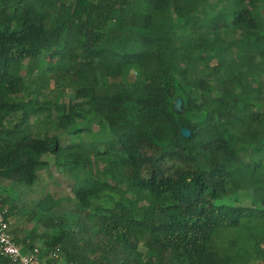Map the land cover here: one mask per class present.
Returning a JSON list of instances; mask_svg holds the SVG:
<instances>
[{
    "label": "trees",
    "instance_id": "1",
    "mask_svg": "<svg viewBox=\"0 0 264 264\" xmlns=\"http://www.w3.org/2000/svg\"><path fill=\"white\" fill-rule=\"evenodd\" d=\"M92 159L124 178L76 176ZM5 208L46 229L13 234L42 264L262 262L264 0H0Z\"/></svg>",
    "mask_w": 264,
    "mask_h": 264
},
{
    "label": "rangeland",
    "instance_id": "2",
    "mask_svg": "<svg viewBox=\"0 0 264 264\" xmlns=\"http://www.w3.org/2000/svg\"><path fill=\"white\" fill-rule=\"evenodd\" d=\"M116 28H117L116 32L113 34L116 42L113 44V46L118 47L120 45V47H118V48H121L123 46V41H124L125 35L127 33L125 31H119L120 28L117 26H116ZM49 62L50 63H49L48 67H50V68H52L56 64V60H51ZM29 73H30L29 69L21 72L22 75L27 76L26 85H25L27 92L24 94H20L22 96V98H24V100H27L31 97H35V98L40 97L39 94H37L38 88L40 85L39 81L34 79L35 76L34 77H28L27 74H29ZM64 91H66V94H65V97L63 98V100L68 101L70 98L71 89H67ZM17 114L18 113H16L15 115H12L11 113L5 112L3 114V117L5 120H9V119L16 120ZM45 158L48 159L50 161V163L53 165L55 160H54V157L52 155H47V156H45ZM109 167L116 168L118 175L121 178H124V174L122 172V169H120L117 166H113V164L110 161H108L106 164H101L100 161L95 160V159L89 160L85 164L79 163L77 165L78 170H77L76 176H79L83 179L84 178H96L99 180H105L104 172H105V169L109 168ZM53 175L58 176V172L54 166H52V169H50V170H43L40 172V177L46 184L53 183V182H55L54 180H57L56 177ZM58 181L59 182H57V185L54 186V189L55 188L57 189L59 196H62V197L72 196V191H71L72 180H70V179H66V180L59 179ZM52 187L53 186H51V187L48 186L47 188L51 189ZM126 190L129 191L131 189L126 187ZM129 194L131 195V193H129ZM9 205L10 204H8L7 206H9ZM72 208H73V203L70 202L69 200H65L60 209L67 211V210H70ZM29 216L30 215L28 213H25L24 210L23 211L17 210V212L15 214L11 215V228H12V233L14 235L17 234V235H20L23 237V236H26V234H28L32 230H36L39 233H43L44 231L46 232V229L43 226L38 225L36 223V219H31ZM34 245L40 247L41 242L36 240L34 242ZM46 261L47 260H45V262ZM246 261H248V260L246 259ZM259 264H264V260L262 262H259Z\"/></svg>",
    "mask_w": 264,
    "mask_h": 264
},
{
    "label": "built area",
    "instance_id": "3",
    "mask_svg": "<svg viewBox=\"0 0 264 264\" xmlns=\"http://www.w3.org/2000/svg\"><path fill=\"white\" fill-rule=\"evenodd\" d=\"M6 211L0 210V256L8 257L13 264H42L40 247L25 249L16 241Z\"/></svg>",
    "mask_w": 264,
    "mask_h": 264
},
{
    "label": "water",
    "instance_id": "4",
    "mask_svg": "<svg viewBox=\"0 0 264 264\" xmlns=\"http://www.w3.org/2000/svg\"><path fill=\"white\" fill-rule=\"evenodd\" d=\"M182 105H183V99L181 97H178L174 102L175 111H180L182 109ZM182 134L186 137H189L191 135V130L189 128H183Z\"/></svg>",
    "mask_w": 264,
    "mask_h": 264
}]
</instances>
